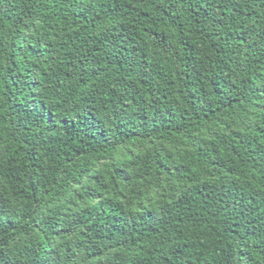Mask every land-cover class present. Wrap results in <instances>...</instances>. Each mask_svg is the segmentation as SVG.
Instances as JSON below:
<instances>
[{
	"label": "trees",
	"instance_id": "1",
	"mask_svg": "<svg viewBox=\"0 0 264 264\" xmlns=\"http://www.w3.org/2000/svg\"><path fill=\"white\" fill-rule=\"evenodd\" d=\"M0 264H264V0H0Z\"/></svg>",
	"mask_w": 264,
	"mask_h": 264
}]
</instances>
